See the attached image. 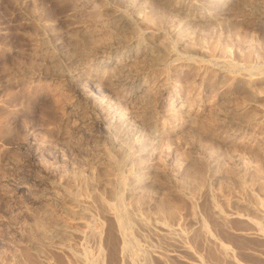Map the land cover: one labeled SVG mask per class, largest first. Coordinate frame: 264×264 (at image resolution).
Here are the masks:
<instances>
[{"label": "rangeland", "instance_id": "rangeland-1", "mask_svg": "<svg viewBox=\"0 0 264 264\" xmlns=\"http://www.w3.org/2000/svg\"><path fill=\"white\" fill-rule=\"evenodd\" d=\"M0 264H264V0H0Z\"/></svg>", "mask_w": 264, "mask_h": 264}]
</instances>
